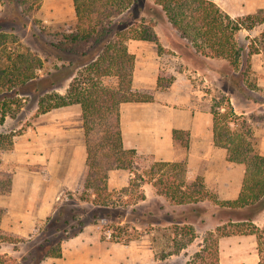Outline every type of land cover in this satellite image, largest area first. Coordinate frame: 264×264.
<instances>
[{
	"label": "trees",
	"instance_id": "1",
	"mask_svg": "<svg viewBox=\"0 0 264 264\" xmlns=\"http://www.w3.org/2000/svg\"><path fill=\"white\" fill-rule=\"evenodd\" d=\"M138 0H74L77 22L74 29L62 33L53 47L59 51L82 56L85 71L67 88L65 94L55 91L58 71L40 77L38 71L43 69L44 60L28 46L20 44V49L9 51L4 47L8 33L0 31V95L1 100L11 103L18 101L17 96L31 91L45 92L39 99L38 113L53 108L80 103L82 107L83 126L87 145L86 173L78 191L80 199L95 207H117L114 196L108 187L110 171L124 169L134 172L132 164L137 159L135 149H126L120 124V105L129 101H151L153 90L135 89L132 77L135 55L129 51L131 39L150 40L157 44L159 53L165 48L160 42L154 28L156 20L142 17L139 23L114 24L117 17L126 10H131ZM1 5H9L15 10L12 21L26 24V17H31L39 10L42 0H0ZM148 13L160 12L186 39L196 53L206 57L224 58L233 68H238L242 48L237 43V33L243 29L250 30L264 22V9L257 13L232 18L213 0H145ZM159 7L161 9H159ZM21 9V11L19 10ZM158 10V11H156ZM7 18L3 16L0 22ZM264 37V32L262 33ZM264 51V47H263ZM258 49L250 51L257 53ZM251 55V54H250ZM248 62V60H247ZM249 63V62H248ZM115 75L119 87L113 89L104 85L102 78ZM163 71H160L162 81ZM67 76V75H64ZM228 109L221 111V106L212 107L214 142L227 149L229 161L243 164L245 174L239 196L234 200H219L211 194L204 184L202 176L187 180V165L184 162H154L149 171L136 174L122 193L133 189L139 200H145L142 190L145 181L151 182L161 195L178 206H182L181 216L171 219L176 235L185 241L175 240L180 249L187 247L196 238L193 217L198 218L202 212L199 203L211 199L218 205V211L226 223L219 225L215 231H208L200 251L195 253L206 264H219V238L233 233L255 235L257 238L258 264H264V226L255 223L257 215L264 210V154L253 143V131L250 127L238 131L232 127L242 115L235 112L227 101ZM219 108V109H217ZM8 113H3L0 122ZM10 114V113H9ZM13 133L0 134V165L2 154L13 146ZM7 173V172H6ZM0 170V191L9 190L10 173ZM135 174V172H134ZM158 175V177L156 176ZM72 198V197H70ZM118 203V204H117ZM5 209L0 208V219ZM71 213V215H68ZM111 215L106 213L105 217ZM98 213L93 220L79 218L71 208L67 209L64 201H58L44 225L37 224L29 237H24L0 227V244H19L31 240L34 234H42L28 256H33L35 264H42L47 257H61L64 240L79 234L88 224H96ZM119 216V213L117 214ZM112 232L114 241H121ZM132 239H125L129 242ZM183 240V239H182ZM26 258L17 259L7 252L0 253V264H23Z\"/></svg>",
	"mask_w": 264,
	"mask_h": 264
},
{
	"label": "crops",
	"instance_id": "2",
	"mask_svg": "<svg viewBox=\"0 0 264 264\" xmlns=\"http://www.w3.org/2000/svg\"><path fill=\"white\" fill-rule=\"evenodd\" d=\"M213 1L232 18L264 9V0ZM167 24L171 25L170 22ZM165 26V23L157 24L156 32L163 47L171 49L173 54L159 53L157 44L150 40L131 39L127 43L129 51L135 55L132 86L154 92L151 101L121 103L123 145L126 149H135V157L151 159L152 163L184 162L187 180L202 176L206 188L219 200H234L241 192L245 166L229 161L227 149L215 144L212 105L202 95L200 85L194 79L202 76L208 81L204 72H209L215 80L223 83L219 69L228 60L199 54L211 69L208 66L204 70L196 69L171 43L163 31ZM176 31L172 27V36L188 44ZM263 32L264 22L250 30L239 31L237 36L245 33L250 38H257ZM252 55L262 62L264 51L259 50ZM160 71L164 72L162 81ZM109 78H112L111 82ZM103 81L105 85L111 83L112 88L119 84L113 75ZM232 96V105L238 112L239 104L234 101L238 96ZM12 122L13 118L7 114L0 122L1 130L10 132ZM12 141L13 146L3 152L0 165V170L11 174L9 190L0 191V208L5 209L0 227L29 237L37 224L45 223L55 204L62 200L63 193H75L82 184L86 173L87 145L81 104L73 103L38 113L33 125H28L22 134L14 135ZM138 172L144 175L146 171L141 167ZM133 177L134 172L129 170H111L109 190L128 187ZM142 190L146 199L139 200L136 208L151 205L154 201L173 205L166 196L157 192L151 182L145 181ZM162 224L159 221L151 223L153 227L164 226ZM155 230L145 231L139 238L125 242L105 237L99 224H88L79 234L63 241L61 257H47L42 264H157ZM35 239L36 234L23 246ZM2 245L4 247V243ZM7 245L11 247L0 248V253L7 252L21 260L18 254H22L26 246L20 244L16 249L13 244ZM190 248L192 244L183 248V252L190 251Z\"/></svg>",
	"mask_w": 264,
	"mask_h": 264
},
{
	"label": "rangeland",
	"instance_id": "3",
	"mask_svg": "<svg viewBox=\"0 0 264 264\" xmlns=\"http://www.w3.org/2000/svg\"><path fill=\"white\" fill-rule=\"evenodd\" d=\"M144 1H136L131 10H126L116 18L114 24L139 23L142 17L154 19L157 21V24L165 23L166 26L163 27V31L168 34L167 37L171 43L178 47L181 56L186 57L188 62L194 65L196 69L204 70L207 66L210 68L189 43L179 42L175 39V36H172L173 25L167 24L169 21L165 14L161 15L158 10H156L158 11L156 13L144 11V8L147 6ZM148 1L153 4V0ZM159 9L161 8L159 7ZM19 10L21 11L20 8ZM14 13L15 10L9 7V5L0 6V18L3 16L8 17V19L2 18L4 20L0 22V31L8 33L4 47L13 52L20 49V44H22L37 52L44 60L43 69L38 71L39 76H48L49 73L58 71L60 76H57L56 80L58 81L59 78L60 80L54 90L66 93L65 91L74 77L79 76L82 71H85V66L83 65L85 58L76 54L59 51L53 47L52 43L62 33L70 31L75 27L77 16L73 0H42L39 10L33 16L24 18L25 25L12 21ZM154 30L156 32V26ZM237 43L242 48L239 67L235 69L230 65L229 61L226 62L219 69L223 83L215 80L209 72H204L208 76V81L202 76H197L194 79L200 85L202 95L210 101L212 107H224L221 111L228 109L227 101L232 104V94L238 96L237 100L234 98V101L240 107V110L236 113L242 116L236 124H232V127L242 132L245 131V128L250 127L254 135L253 143L255 148L264 154V58L261 57V62L257 56L255 57V55L253 56L250 53V51L255 49L262 50L263 52L264 37L261 35L257 38H250L245 33L238 34ZM164 52L173 54L171 49H165ZM189 76L192 77L193 74H189ZM105 77L102 78V81ZM109 79L111 82L112 78ZM110 84L106 86L110 87ZM44 94L45 92L31 91L26 95L17 96L18 101L16 103H11L7 99L1 100L0 98V117L6 112L10 113L9 116L13 118L11 124L13 129L5 133L0 128V132H2L0 134L13 133V135H19L23 133L28 125H33V121L38 115L39 99ZM151 165V159H136L132 164V170L135 172L134 177L136 174H141L138 172L141 170V167L145 171H149ZM156 176L158 177V175ZM208 191L210 192V190ZM111 192L115 202H119L121 205L98 208L89 202L82 201L80 199L81 192L79 191L75 193L65 191L62 201L67 204L68 211L72 208L73 213L79 218H86L88 221L93 220V214L98 213L99 216L96 219V224L101 225L103 234L107 238L109 237L105 232L108 230L114 232L119 240L125 241V239L139 238L145 234V231L150 233L155 228V250L157 260L159 261L157 264H206L200 258H197L195 253L200 251L208 231H215L219 225L226 223L222 220L224 216L218 211V205L213 200L205 199L199 203L200 207H202V212L198 218H195L196 216L193 217L194 221L192 224L195 227L196 238L190 243L192 244L190 251L183 252L184 250L177 246L178 243L175 240V236H177L176 239H178L179 243L185 241V237L181 238L180 235H176L174 223L171 222V219H178V216H181L182 209H184L182 206H175L166 197L173 204L172 206H166L164 203H156L154 201L151 205H142L136 208L135 204L139 202V198L133 189H129V191L124 193H122V189ZM210 193L216 196L215 193ZM106 213H110L111 215L105 217ZM118 213L119 216H117ZM68 215H71V213H68ZM153 221L164 223L162 224L164 226L153 227L151 225ZM255 223L260 227L264 226V210L257 215ZM41 225H44V223ZM42 234L36 235L35 240L25 245L27 249L22 251V254H18L22 258H26L23 264H35L33 256L36 251L31 256H28V253L36 247V243L41 241ZM2 244H0V248L2 249H7V246L11 247L7 245L8 243H4V247ZM21 244L22 247H25L23 243ZM258 262L259 255L255 235L233 233L219 238V264H258Z\"/></svg>",
	"mask_w": 264,
	"mask_h": 264
},
{
	"label": "built area",
	"instance_id": "4",
	"mask_svg": "<svg viewBox=\"0 0 264 264\" xmlns=\"http://www.w3.org/2000/svg\"><path fill=\"white\" fill-rule=\"evenodd\" d=\"M105 234H106L109 238H111L112 232H111L110 230H108V231L105 232Z\"/></svg>",
	"mask_w": 264,
	"mask_h": 264
}]
</instances>
